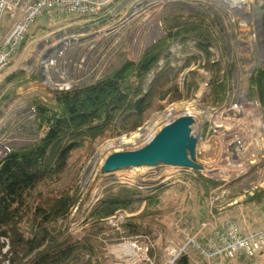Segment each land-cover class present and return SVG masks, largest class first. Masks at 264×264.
<instances>
[{
  "label": "rangeland",
  "instance_id": "1",
  "mask_svg": "<svg viewBox=\"0 0 264 264\" xmlns=\"http://www.w3.org/2000/svg\"><path fill=\"white\" fill-rule=\"evenodd\" d=\"M263 2L108 0V4L99 9L98 17L89 18L91 25L83 31L81 44L76 43L72 36L67 38L68 45L57 58L56 67L64 68L74 76V64L78 59H84L87 76L79 81L70 80V83L79 86L113 71L125 60H137L149 45L161 39L167 31H176L183 24L200 22L214 37L208 53L197 48L190 38L174 42L165 53L171 66L168 86L176 84L182 98L167 102L169 96H174L170 92L163 100L156 101L135 129L130 128V123L126 127L128 130L123 131L118 123L119 135L100 141L87 158L76 180L80 203L66 219L58 222L60 231L82 234L88 225L90 210L106 193L119 194L122 187L135 190L132 191L135 193L131 195L134 201L128 209L118 211L107 219L106 223L114 229L107 228L97 237L103 245L97 242L92 256L81 253L78 264L88 260L90 264H125V257L130 260L131 254L124 256L122 251H113L114 246L122 242H137L141 247L136 262L162 264L165 242L182 245L186 241L185 236L175 228L177 215L182 214L193 223L209 219L213 201L216 207L222 208L223 216L240 217L241 222L250 227L264 226V200H248L255 191L264 188V108L255 94H249L248 84L249 76L255 69L261 68L264 61ZM81 19L72 14L39 17L16 55L0 73V143L6 147L4 154L8 149L31 142L37 136L31 100L36 97L46 103L52 102L53 88L45 83L49 71L42 67L41 46L58 42L52 36L53 30L63 28L70 36L75 27L86 24ZM89 41L92 44L90 49L86 47ZM55 46H50L45 55L54 54ZM208 60L219 61L228 72L227 97L220 107H211L205 101L210 79L216 76V72L204 66ZM159 64L162 65V60ZM151 77L150 73L147 80ZM221 78L222 74H219ZM177 103L192 104L187 109L193 113L194 122L190 127L198 140L195 161L202 166L201 171L196 173L194 169L159 163L101 172L108 154L115 150L142 147L165 122L179 116L183 109L173 108L168 111L169 116L154 119ZM150 122L154 123L150 125ZM136 133L140 135L135 136ZM123 137L127 139L106 147L108 142ZM72 175L71 169L64 180ZM207 180H219L221 184L213 186ZM153 194L161 202L160 211L152 216L155 221L153 231L127 238L120 228L123 222L120 215L125 219L139 214L145 204L142 197ZM152 218L148 216L146 220L152 222ZM146 237L153 243L147 251ZM6 249L4 247L3 250ZM186 255L194 264H206L193 248H188ZM263 263L264 252L251 259L236 258L223 262Z\"/></svg>",
  "mask_w": 264,
  "mask_h": 264
},
{
  "label": "trees",
  "instance_id": "2",
  "mask_svg": "<svg viewBox=\"0 0 264 264\" xmlns=\"http://www.w3.org/2000/svg\"><path fill=\"white\" fill-rule=\"evenodd\" d=\"M261 7L264 33V2ZM185 38L194 40L196 47L206 53L214 41L202 23H186L176 31H167L137 60H125L90 83L54 90L51 103L36 97L31 100L36 138L10 149L0 159V264H78L81 253L92 256L96 243L103 245L97 237L107 228L114 229L106 223L107 219L128 209L135 190L122 187L119 194L106 193L90 210L82 234L60 231L57 224L80 203L76 180L95 146L119 135L118 123L123 131L128 130L130 123L133 129L140 126L156 101L170 92L174 96H169L167 102L182 98L176 84L168 86L171 66L165 53L174 42ZM204 66L216 72L210 79L205 101L211 107H220L227 97L228 72L216 60H208ZM150 73L152 77L147 80ZM248 84L249 94H255L264 108V61L249 76ZM71 169L72 177L64 180ZM207 181L213 186L221 184L219 180ZM142 200L145 204L140 213L120 223L127 238L140 232L151 234L154 229L152 216L160 211V199L153 194ZM248 200H264V188ZM148 216L152 222L146 220ZM83 264H90V260ZM176 264L194 263L181 254Z\"/></svg>",
  "mask_w": 264,
  "mask_h": 264
},
{
  "label": "built area",
  "instance_id": "3",
  "mask_svg": "<svg viewBox=\"0 0 264 264\" xmlns=\"http://www.w3.org/2000/svg\"><path fill=\"white\" fill-rule=\"evenodd\" d=\"M107 4L108 0H0V73L16 55L30 33V28L39 17L53 18L62 14H72L83 18L81 20L86 24L75 27L70 36L62 30L63 28L53 30L52 36L58 42L43 44L41 56L42 67L49 71L45 83L50 85L53 91L77 87L78 85L70 83V80L79 81L87 76L88 70L84 59H78L74 64V76L64 68L58 69L56 60L68 45V37H74L75 42L81 44L83 31L91 25L89 18L98 17L99 9ZM50 46H55V53L46 56L45 52ZM86 47L89 49L92 47L90 41ZM4 148L6 150L5 146ZM0 151L1 159L7 152L4 154V149ZM249 194H252V191H249ZM211 204L213 209L209 210L210 218L197 223H193L182 214L177 215L175 228L185 236L186 241L182 245L172 241L165 242L162 264H176L178 257L186 254L188 248H193L200 260L206 264H223L224 260L239 257L251 259L256 254L264 252V226L250 227L241 222L240 217L223 216L222 208L216 207L214 201ZM120 218L121 221L124 220V216L120 215ZM146 239L145 251L153 247L151 240L149 242L147 237Z\"/></svg>",
  "mask_w": 264,
  "mask_h": 264
},
{
  "label": "water",
  "instance_id": "4",
  "mask_svg": "<svg viewBox=\"0 0 264 264\" xmlns=\"http://www.w3.org/2000/svg\"><path fill=\"white\" fill-rule=\"evenodd\" d=\"M193 122L190 114L181 113L165 122L142 147L127 151L115 150L108 154L102 163L101 172L154 166L159 163L202 170V166L195 161L198 140L191 132L190 126Z\"/></svg>",
  "mask_w": 264,
  "mask_h": 264
},
{
  "label": "bare ground",
  "instance_id": "5",
  "mask_svg": "<svg viewBox=\"0 0 264 264\" xmlns=\"http://www.w3.org/2000/svg\"><path fill=\"white\" fill-rule=\"evenodd\" d=\"M244 1H246V0H237V2H238V4H243V2ZM230 2V1H229ZM191 103H189V104H186V103H180V104H175L173 107H171L170 109H168V110H166L165 112H162V113H160V114H158L157 116H155V118L154 119H160V118H165V117H167V116H169V115H167V113H168V111H170V110H172L173 108H180V109H183L182 110V113H185V114H190L191 116H193L192 114V110H188L187 108H188V106H190L191 107ZM194 105V104H193ZM196 107V106H195ZM187 109V111H185ZM191 109V108H190ZM194 110V109H193ZM199 111V110H198ZM197 114H198V112H196ZM168 119V118H167ZM152 123H154V122H150V125L152 124ZM151 127H149V129H150ZM144 131V130H143ZM138 136V135H140V133L139 134H135V136ZM135 138V137H134ZM127 138H120L119 140L117 139V140H112V141H110V142H108V144L106 145V147H111L112 145L114 146L115 144H119V143H121L122 142V140H126ZM0 149H4L5 150V148H4V146L0 143ZM243 219V218H242ZM141 249V247L137 244V242H122L121 244H119V245H117V246H114V248H113V251L115 250V251H122V254L124 255V256H129V254H131V256L132 257H136V258H134V259H132V257H131V259L130 260H127L128 258H126L125 257V259H126V263L125 264H141L140 262H136L137 260H138V258L137 257H139L138 256V251Z\"/></svg>",
  "mask_w": 264,
  "mask_h": 264
}]
</instances>
